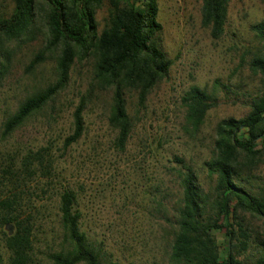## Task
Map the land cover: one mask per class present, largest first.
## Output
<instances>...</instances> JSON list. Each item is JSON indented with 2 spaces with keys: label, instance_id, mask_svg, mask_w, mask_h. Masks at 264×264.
Wrapping results in <instances>:
<instances>
[{
  "label": "trees",
  "instance_id": "1",
  "mask_svg": "<svg viewBox=\"0 0 264 264\" xmlns=\"http://www.w3.org/2000/svg\"><path fill=\"white\" fill-rule=\"evenodd\" d=\"M106 1L107 22L99 31L96 13ZM13 2L11 12L0 15V39L26 41L39 32L42 49L29 61L27 70L51 59L55 79L25 97L5 117L3 139L19 130L66 86L75 60H91L92 78L72 113L71 132L63 139L61 156L54 154L50 144L0 150V228L6 229L2 230L4 252L0 249V264H35V230L42 225L45 201L52 198L57 201L58 227L50 232L45 253L49 264H125L116 255L115 247L89 228L83 202L85 187L79 179L78 184H71L62 164L66 162L67 149L76 145L84 133V109L95 90L108 98L107 122L115 131L112 154L117 157L125 153L131 132L140 120L139 112L153 89L167 79L173 63L160 43L163 27L158 20L159 2ZM229 2L201 0L200 25L212 40L226 32ZM261 2L264 4V0ZM250 27L257 45L252 52H245L241 62L246 63L252 75L264 80V19ZM0 51L6 63L10 53ZM180 104L181 126L194 137L215 105L214 98L205 87L193 84L180 96ZM167 162L173 163L164 166L169 182L176 186L173 199L163 190V178H157L148 193L151 211L160 216L164 225V261L264 264V181L255 187L253 174L264 165V89L251 98L249 111L243 117L230 116L216 122L209 156L202 163L210 178L207 188L200 182L198 170L184 157L174 155ZM137 168L142 169L141 163ZM247 215L260 221L257 230L247 224ZM218 231L223 232L224 250L217 243ZM121 246L123 251H130L128 242L122 241Z\"/></svg>",
  "mask_w": 264,
  "mask_h": 264
},
{
  "label": "rangeland",
  "instance_id": "2",
  "mask_svg": "<svg viewBox=\"0 0 264 264\" xmlns=\"http://www.w3.org/2000/svg\"><path fill=\"white\" fill-rule=\"evenodd\" d=\"M158 2V20L163 27L160 43L173 63L167 79L153 89L145 108L139 112L140 120L131 132L125 153L117 157L112 154L115 131L107 122L108 98L95 90L84 109V133L76 145L67 149L66 162L62 164L68 170L69 182L78 184L79 179L85 187L83 202L89 228L100 237L104 236L125 264H167L162 256L164 225L160 216L151 211L148 200L153 183L163 178V190L169 192L170 200L173 199L171 194H175L176 186L169 182L164 166L173 165L167 159L177 155L193 164L200 182L207 188L210 178L202 163L209 156L216 122L230 116L243 117L249 111L251 98L264 89V80L252 75L246 63L241 62L245 52H252L257 45L250 26L264 19L261 0H230L226 32L217 40H212L200 25L201 0ZM13 4V0H0V15H8ZM108 6L106 1L96 13L99 31L107 22ZM42 44L39 32L26 41L0 39V50L10 53L6 63L0 56V150L50 144L59 157L63 139L71 132L74 108L90 85L92 62L89 59L75 60L66 86L54 99L30 116L11 136L5 139L1 136L5 117L13 113L25 97L55 79L51 59L27 70L29 61L39 53ZM193 84L205 87L215 103L194 137L181 126L180 104V96ZM139 163L141 170L137 168ZM253 174L255 187L261 185L264 165L256 168ZM45 204L42 225L35 230V264H49L45 253L50 232L58 227L56 199L46 200ZM246 220L251 228H259L258 219L247 215ZM2 230L6 229L0 228V249L4 252ZM215 236L224 250L223 232L218 231ZM122 241L131 245L130 251H123ZM131 251L132 254H128Z\"/></svg>",
  "mask_w": 264,
  "mask_h": 264
}]
</instances>
